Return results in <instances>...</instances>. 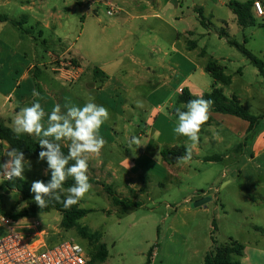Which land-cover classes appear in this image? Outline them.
<instances>
[{
    "label": "rangeland",
    "instance_id": "rangeland-1",
    "mask_svg": "<svg viewBox=\"0 0 264 264\" xmlns=\"http://www.w3.org/2000/svg\"><path fill=\"white\" fill-rule=\"evenodd\" d=\"M229 1L45 0L33 11H22L14 5L0 7V15L15 19L20 16L28 22L22 25L23 39L10 23L0 33L4 43L0 54V92L13 91V97L17 99L25 96L26 87L35 81L56 83L59 80L51 72V64L59 67L61 63H68L73 68L77 65L72 58H76L83 66V76L72 84L70 94L85 95L90 92L82 88L91 82L95 67L100 68L115 59L122 60L124 67L115 77L117 89L110 92L114 97L110 98L107 92L103 95L115 108H120L117 112L127 121L133 115L143 120L145 110L150 107L146 98L158 89L161 91L157 98L169 101L163 108L165 115L169 114L170 103L177 106V89L187 78L186 73L192 71L189 80L195 94L208 92L215 81L205 68L213 58L232 79L229 86L218 85L224 94L228 98L237 97L251 114L264 117V77L228 43V40L236 42L264 61V19L254 16V26L241 28L227 7ZM199 8L203 10L205 25L199 19ZM111 9L116 10L113 16L107 14ZM34 20H49L52 26L45 29ZM188 31L193 35L187 40L184 33ZM193 43L197 48L188 50L187 46L191 48ZM64 52L66 56L62 59L59 56ZM30 67L31 81H25L23 87L17 88L23 72ZM148 70L156 74L152 77ZM67 75L72 80L76 76ZM99 94L100 90L96 89L89 95ZM136 94L140 98H131ZM137 101L143 102V108L137 107ZM3 114L0 120L13 130L14 113ZM263 129L264 119L257 132ZM109 133L122 156L136 157L135 144L122 135L116 139L111 130ZM224 136L228 145L236 144L233 150H242L241 138L226 130ZM1 147L4 164L9 160L6 152L12 147L5 141L1 142ZM124 148H128V152ZM223 152L224 148L220 147L208 153ZM29 161L31 169L25 168L23 180L30 184L37 180L44 182L47 177L44 169L48 168L46 160ZM257 162L254 170L250 169L251 163L243 164L241 168L226 171V175L223 171L229 165L228 161L225 164L218 162L208 170L197 171L185 181V189H194L174 193L173 190L166 191L162 185L159 193L143 197L133 190L129 197L121 196L116 193V184L106 185L104 180L96 182L94 174L87 171L92 188L80 199V209L89 213L71 230L62 228L61 220L64 210L72 205L63 206L62 211L51 207L48 213L42 214L34 200H23L20 193L6 190V181L1 177L0 216L17 217L22 221L36 219L48 231L55 229L57 232L56 237H51L50 246L73 240L87 251L91 260L98 246L106 245L107 260L95 264H147L151 249L150 264H204L205 255L212 250L214 242L222 246L230 239L244 246V254L241 260L238 259L242 264H264V154ZM225 184L229 186L219 194L216 188L225 187ZM106 188H111L120 200H128L127 206L123 209L115 205ZM62 195L65 199L67 193ZM205 195L208 197L204 198L212 200L211 205L196 210ZM187 196H191V208L197 214L177 218L176 205ZM73 206L78 207L79 202ZM33 210L36 216H32ZM8 233L7 227L0 222V239Z\"/></svg>",
    "mask_w": 264,
    "mask_h": 264
},
{
    "label": "crops",
    "instance_id": "crops-1",
    "mask_svg": "<svg viewBox=\"0 0 264 264\" xmlns=\"http://www.w3.org/2000/svg\"><path fill=\"white\" fill-rule=\"evenodd\" d=\"M44 1L45 0H0V7L14 5L19 7V9L22 11H33L36 5L43 4ZM262 1L264 5V0ZM240 3H253V0H244ZM199 9L202 11L203 15V10L201 8ZM231 12L233 11L231 10ZM0 16L7 18V21L0 20V33L2 32L3 28L8 23H10L11 26L16 29L18 34H20L19 38H24L25 32L22 29V25L28 23L26 19L24 20V18H20V16L15 19L6 14ZM34 21L38 26L42 25L45 29H49L52 26L49 20H43L45 23L38 20ZM14 23H18L19 25L16 26ZM59 26L61 25L59 24ZM184 34L185 38L188 40L189 37H192L193 32L188 31ZM196 48H190L187 46L188 50H194ZM3 50L4 43L2 37L0 36V54L3 53ZM65 56L66 53L64 52L59 57L63 59ZM72 59L76 60L75 62L77 65L73 68H70L68 63H61L59 67L51 64V72L58 77L59 81L62 80L64 82L61 81L59 83L58 81L56 83H43L40 81H35L26 87L25 96L18 97L17 99H14L13 97V91L12 93L10 92L8 94H3L0 92V115L3 116V113L7 114L9 112H13L15 116L22 107L31 106L34 102L38 101L44 109L45 116L42 119V123L44 127L47 128L48 116L57 105L60 106L62 113L67 111L65 105L71 106L78 104L76 106L83 107L90 100L98 105L106 107L109 110L110 119L101 126L99 133L100 136L104 138L106 143L98 155L86 154L88 171L94 174L96 177V182L102 183L104 180L106 185L116 184V193L121 196L129 197L132 190L136 192V195L140 194L141 197L144 195L150 196L154 193H159L162 185L165 186L166 191L173 190L174 193H184L185 191L194 189L191 187L185 189L184 187L185 181L189 178H192V176L195 175L197 171L202 169L208 170L214 166L215 163L219 162L225 164L226 161H228L229 165L223 171V175H226V171L228 172V170L232 168H241L243 164L251 163L252 167L250 169L254 170L255 164L258 163L257 160L262 154H264V129L256 132L255 136H253V138L244 145L242 150H233L234 145L236 144H227V138L225 137L226 135L224 136L225 130L232 135H237L236 137H239L242 139V141H244L249 124L236 117L220 113H209L210 119L207 120V122L202 126L199 133V142L193 145L187 137L178 135L174 131V128L178 124V121L175 120L178 119L175 110L178 107L183 109L184 105L180 104L179 102L177 103V106L170 103V110H168L169 114L165 115L163 113V108L169 103V101L164 100L165 98L163 100L157 98V94L159 91H161V89L150 93L146 98V104H148L150 107L145 110L146 116L142 117L143 120L137 119V117L133 115L132 118L127 121L121 114L117 112L120 108H115V106L112 105L110 101L103 95L107 92L109 93L110 98L114 97V95L110 94V92H114L117 89L118 82L115 80V77L124 67V62L122 60L115 59L112 62L104 63L100 68L95 67L98 68L104 74V76H95V68L93 69V75L90 79L91 82L87 83V86L83 87L82 90L93 93L94 90L99 89V95L95 97H91L89 95L90 93L85 95L80 93L79 96L71 95L70 93L73 91L72 84L79 82L83 76V66L81 62L76 58ZM178 68H181V66H178ZM31 70L32 67H30L29 70L27 69V71L23 72L20 78L21 82H17L16 84L17 88L23 87L25 81H31ZM71 73L76 75L75 78L73 77L74 80H72L71 77L67 75ZM148 73L151 74L152 77L156 74V72L151 70H148ZM191 73H186L187 78L178 86V97L184 89L188 90V92L193 96L201 97L204 94H195L191 89L189 80L192 76ZM162 74L159 76L162 77ZM220 84L221 83H217L216 88H219L218 85ZM123 88L125 90L127 89L125 85ZM211 89L209 91H211ZM34 90L39 93L38 96L33 95ZM16 92H18V90ZM135 96L136 98H140L138 94L132 95L131 98H135ZM71 99L76 100L77 103L75 104V102L71 101ZM127 103H129V100H127ZM109 130L112 131V134L116 137V139L122 135L125 140L130 142L133 136L138 137L142 145L139 147L136 145V157L130 158L129 156H122L117 150L115 141L111 139ZM31 136L38 142L41 138L35 135ZM59 143L64 148L69 149L71 142L65 139ZM180 146H184L185 148L191 147V160L184 164H170L166 162L162 156V151L167 148ZM220 147L224 148L223 153H208L211 149H218ZM124 150L125 152H128V148H124ZM161 171H164V175H161ZM44 173L46 175L48 174V168L44 169ZM228 186L229 185L226 184L225 187L220 186L219 188H216V191H219L220 194L224 188ZM190 197L191 196H187L183 198L182 203H178L176 205L177 208L174 212L177 213V218L182 217V215L191 214L192 216H195V214H197L196 211L193 212V209L191 208L192 200ZM204 197L208 196L205 195L203 198ZM78 202L80 208L81 201L79 200ZM211 202L212 200L210 199L207 204L204 206H198V209L196 210H203V208L210 206ZM56 236L57 232L55 229L51 230L49 241L51 237ZM242 256L236 257V260H241Z\"/></svg>",
    "mask_w": 264,
    "mask_h": 264
},
{
    "label": "clouds",
    "instance_id": "clouds-1",
    "mask_svg": "<svg viewBox=\"0 0 264 264\" xmlns=\"http://www.w3.org/2000/svg\"><path fill=\"white\" fill-rule=\"evenodd\" d=\"M34 96L39 93L33 91ZM137 107L143 108V102L137 101ZM176 108L178 124L174 128L176 134L187 137L192 144L199 142V133L202 126L209 119L211 101L203 98L193 99L183 106ZM67 111L61 112L57 105L48 116V126L44 127L42 119L45 116L44 109L37 101L31 106L22 107L14 117L13 132L35 135L41 137L39 145L41 150L38 158L46 160L51 179L45 183L41 180L34 181L31 192L34 193V201L40 209L48 206L49 200L62 202L64 207H70L84 198L92 188L87 175L88 163L86 154H99L106 141L100 136L101 126L110 119L109 110L91 100L83 107L76 105H65ZM69 140L68 154L61 151L62 140ZM132 144L141 146L138 137L133 136ZM9 160L0 165V177L8 180L23 179V173L27 167L31 169V162L26 160L22 150L11 148L6 152ZM191 147L185 149L183 156L177 157L178 164H184L191 160ZM75 163L69 166V161ZM68 177L74 179V185L64 189L63 184ZM67 193L66 198L61 201V195Z\"/></svg>",
    "mask_w": 264,
    "mask_h": 264
},
{
    "label": "trees",
    "instance_id": "trees-1",
    "mask_svg": "<svg viewBox=\"0 0 264 264\" xmlns=\"http://www.w3.org/2000/svg\"><path fill=\"white\" fill-rule=\"evenodd\" d=\"M228 7L235 14L238 26L241 28H246L255 25L256 22L253 13V3H240L232 0L229 2ZM199 19L201 20V23L205 25V18L203 17L201 10H199ZM0 20L7 21V18L0 16ZM14 25L18 26L19 24L14 23ZM224 36H226L225 33ZM228 43L236 47L255 67L258 68L260 75L264 77V61L257 59L244 46L231 40H228ZM192 48H196L195 43L192 44ZM205 71L211 75L215 81V85L212 87L211 91L204 93L201 97H197L191 95L188 90L184 89L178 98V102L180 104L186 105L190 100L203 98L205 100L211 101L209 113L229 115L247 122L249 124L247 134L243 143L240 145L241 147H244V145L250 141L253 136H255V133L258 131V127L260 126V123L264 117L251 114L249 110L242 105L241 101L237 97L232 96L228 98L224 94L223 89L216 88L217 83H221L225 86H229L232 83L231 77L224 73L223 68L218 64L217 60L210 59ZM94 74L95 76H104V74L98 68H95ZM182 110H186V108H183ZM2 141L9 143L12 148L22 150L26 159L38 158L39 152L43 150L41 149L38 141H36L31 135L21 134L20 136H17L11 128L6 126L5 123L0 120V165L3 164V152L1 147ZM185 149L186 148L184 146L167 148L162 151V156L166 162L170 164H176L177 157L183 156L185 154ZM61 151L67 155L69 149L61 146ZM73 163H75L74 160L69 161V166ZM50 179L51 173L48 170V174L44 182L47 183L50 181ZM74 183V179L72 177H68L64 182L63 187L64 189H67L73 186ZM31 185L32 184L23 179H12L11 181L6 182L4 188L6 190L20 193L23 200H34V193L31 192ZM106 189L115 205L122 206L123 209L127 206V202H129L128 200H120L117 197V194L111 188ZM63 199V195H61V201H63ZM63 206L64 205L62 202L49 200L48 206L42 209L39 208V211L42 214L48 213L51 207H55L58 211H62ZM88 213V210L80 209L79 206L74 207L72 205V207L68 210H64L62 214L61 227L65 230L73 229L76 227L78 221L86 217ZM31 214L32 216H36V211L33 210ZM13 219L17 220V217H14ZM91 238L93 237L91 236ZM213 244L212 250H210L204 258V264H242L240 261L236 260V257H241L244 254L243 245L234 241L233 239H230L222 246L217 245L216 242ZM152 256L153 249L149 251L147 264L151 263ZM107 258L108 251L106 245L102 244L98 246L97 252L93 255L92 260L90 259L91 262H89V264H95L96 262L103 263L107 260Z\"/></svg>",
    "mask_w": 264,
    "mask_h": 264
},
{
    "label": "built area",
    "instance_id": "built-area-1",
    "mask_svg": "<svg viewBox=\"0 0 264 264\" xmlns=\"http://www.w3.org/2000/svg\"><path fill=\"white\" fill-rule=\"evenodd\" d=\"M255 17L264 19L262 0H253ZM109 16L116 10L107 12ZM6 182L8 180L2 177ZM1 179V177H0ZM0 222L8 229V235L0 239V264H89L87 251L73 240H65L50 246V231L36 219L15 220L0 216Z\"/></svg>",
    "mask_w": 264,
    "mask_h": 264
},
{
    "label": "water",
    "instance_id": "water-1",
    "mask_svg": "<svg viewBox=\"0 0 264 264\" xmlns=\"http://www.w3.org/2000/svg\"><path fill=\"white\" fill-rule=\"evenodd\" d=\"M210 201L209 198H204L201 201L198 202V206H204L205 204H207Z\"/></svg>",
    "mask_w": 264,
    "mask_h": 264
}]
</instances>
